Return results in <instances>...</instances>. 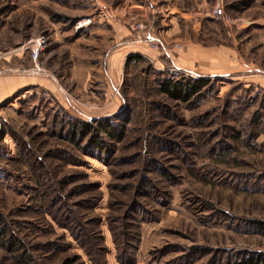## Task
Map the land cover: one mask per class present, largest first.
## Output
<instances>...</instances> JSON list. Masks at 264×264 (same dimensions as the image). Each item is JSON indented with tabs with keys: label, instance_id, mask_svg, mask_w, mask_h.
I'll list each match as a JSON object with an SVG mask.
<instances>
[{
	"label": "rangeland",
	"instance_id": "obj_1",
	"mask_svg": "<svg viewBox=\"0 0 264 264\" xmlns=\"http://www.w3.org/2000/svg\"><path fill=\"white\" fill-rule=\"evenodd\" d=\"M40 37L33 59L24 44ZM44 72L45 85L0 90V230L37 264L90 262L43 213L36 156L54 178L47 201L62 196L99 233L106 264H121L111 230L124 228L134 264L264 254V0H0V73ZM168 77L204 78L203 98L166 99ZM112 115L128 123L108 155L58 138L68 116ZM2 241L0 264H17Z\"/></svg>",
	"mask_w": 264,
	"mask_h": 264
},
{
	"label": "trees",
	"instance_id": "obj_2",
	"mask_svg": "<svg viewBox=\"0 0 264 264\" xmlns=\"http://www.w3.org/2000/svg\"><path fill=\"white\" fill-rule=\"evenodd\" d=\"M131 58L140 59L139 56H132L129 59ZM129 59L127 61H130ZM207 85L208 82L204 78H180L175 80L168 77L157 81V90L170 101L191 104L197 103L203 98V91ZM68 118L69 121L61 126L58 138L65 142L67 144L66 146L70 147L73 151L84 153H90L91 151L93 155H97V153L100 155H108L109 145L107 141L121 142L124 139L125 125L128 123V118L119 119L117 115L88 121H83L72 116H68ZM54 136L55 135L51 133L49 137ZM62 152L68 155L67 150H63ZM44 157H34V167L43 170L44 175L34 172L33 178L34 185L45 187V189H40V187H38L39 190H36L45 209L43 213L49 214L56 224L66 228L71 233L80 248L87 255L90 264H106L103 259L104 248L99 233L86 228L84 217L81 216V219L78 218L72 207L66 204L65 198L62 196L59 195V199L56 198L57 200H53L55 199L53 198L52 201H47L46 194L50 193L49 189L54 184V178L52 172L48 170L49 167ZM97 159L102 158L97 156ZM103 161L105 162L106 159H103ZM61 202L64 203L63 207H60ZM79 207L84 209L82 205ZM258 231L264 234V222L259 223ZM111 234L115 244L116 261L121 264H134L133 252L130 253V251H135V248H133L131 244L137 242L136 236L128 231L127 228L120 231L118 236L115 232L113 233L112 230ZM0 237L3 239L1 242L2 248L11 255L13 254L17 264H37L28 249L21 247V243L12 233L2 228V230H0ZM52 251L54 252V250ZM79 261V256L73 255L71 258H64L61 260L60 264H78ZM234 264H264V254L250 255Z\"/></svg>",
	"mask_w": 264,
	"mask_h": 264
},
{
	"label": "crops",
	"instance_id": "obj_3",
	"mask_svg": "<svg viewBox=\"0 0 264 264\" xmlns=\"http://www.w3.org/2000/svg\"><path fill=\"white\" fill-rule=\"evenodd\" d=\"M8 63V62H7ZM9 65L6 66L5 69L12 70ZM15 70V69H13ZM45 82H51V80L48 78V76L45 74L40 76L37 75H31V76H14V75H8L7 73H0V90L3 91V94H5V98H8L12 96L13 94L19 92L21 89L36 85L38 87L45 85ZM68 107V106H67Z\"/></svg>",
	"mask_w": 264,
	"mask_h": 264
},
{
	"label": "built area",
	"instance_id": "obj_4",
	"mask_svg": "<svg viewBox=\"0 0 264 264\" xmlns=\"http://www.w3.org/2000/svg\"><path fill=\"white\" fill-rule=\"evenodd\" d=\"M26 45L25 50H30V52L33 55V59H36L39 52L43 49L44 46V39L42 37L36 38L34 40H30L28 43H25Z\"/></svg>",
	"mask_w": 264,
	"mask_h": 264
}]
</instances>
